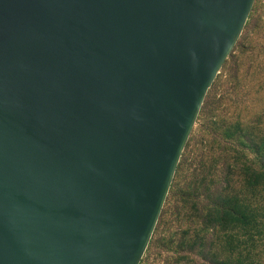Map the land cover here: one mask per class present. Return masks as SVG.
I'll return each instance as SVG.
<instances>
[{
	"label": "water",
	"instance_id": "1",
	"mask_svg": "<svg viewBox=\"0 0 264 264\" xmlns=\"http://www.w3.org/2000/svg\"><path fill=\"white\" fill-rule=\"evenodd\" d=\"M256 0H0V264H141Z\"/></svg>",
	"mask_w": 264,
	"mask_h": 264
},
{
	"label": "trees",
	"instance_id": "2",
	"mask_svg": "<svg viewBox=\"0 0 264 264\" xmlns=\"http://www.w3.org/2000/svg\"><path fill=\"white\" fill-rule=\"evenodd\" d=\"M141 264H264V0L208 92Z\"/></svg>",
	"mask_w": 264,
	"mask_h": 264
}]
</instances>
